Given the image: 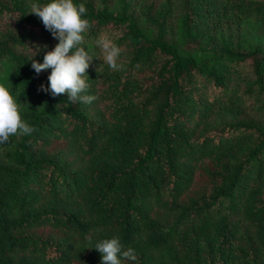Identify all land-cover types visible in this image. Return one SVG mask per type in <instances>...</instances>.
<instances>
[{"label":"trees","instance_id":"16d2710c","mask_svg":"<svg viewBox=\"0 0 264 264\" xmlns=\"http://www.w3.org/2000/svg\"><path fill=\"white\" fill-rule=\"evenodd\" d=\"M34 2L0 0V83L34 128L0 144V264H100L113 236L122 264H264V0H74L92 103L41 88Z\"/></svg>","mask_w":264,"mask_h":264},{"label":"clouds","instance_id":"9594fccd","mask_svg":"<svg viewBox=\"0 0 264 264\" xmlns=\"http://www.w3.org/2000/svg\"><path fill=\"white\" fill-rule=\"evenodd\" d=\"M86 11L83 3L77 4L74 0H48L44 4L34 2L30 11L58 39L55 47L45 52L42 63L32 60V68L38 74L51 69L48 87L41 85V88L50 91L53 97L66 93L72 103H92L97 99L95 95L87 94L91 87L87 69L93 55L82 46L83 33L90 27L89 21L83 18ZM95 43L104 54L103 62L112 70L119 71L122 65L118 61L123 49L105 34L100 35ZM44 47L47 48V45ZM33 131L34 128L22 119L17 98L8 86L0 83V144L7 143L10 136L27 135ZM94 248L102 254L100 264H122V260H137L135 250L131 247L125 250L118 236L105 238L96 243Z\"/></svg>","mask_w":264,"mask_h":264},{"label":"rangeland","instance_id":"374dc122","mask_svg":"<svg viewBox=\"0 0 264 264\" xmlns=\"http://www.w3.org/2000/svg\"><path fill=\"white\" fill-rule=\"evenodd\" d=\"M0 30H1V29H0ZM6 77H7V74L4 73V72H2L1 78H2V79H6Z\"/></svg>","mask_w":264,"mask_h":264}]
</instances>
